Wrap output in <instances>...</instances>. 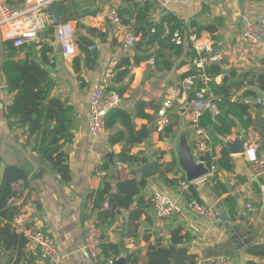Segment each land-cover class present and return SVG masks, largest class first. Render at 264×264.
I'll return each instance as SVG.
<instances>
[{"label":"crops","instance_id":"1","mask_svg":"<svg viewBox=\"0 0 264 264\" xmlns=\"http://www.w3.org/2000/svg\"><path fill=\"white\" fill-rule=\"evenodd\" d=\"M4 1L7 3V0ZM162 1L66 0L61 5L67 8L68 13L57 16L59 24H71L76 40L85 38L91 42L86 48L89 55L80 53L77 45L76 53L71 59L65 60L60 55H56L53 46L55 31L50 33L49 30L40 35L38 43L25 45L17 52L15 59L28 58L40 64L48 72L53 85L51 97L65 101L72 108L73 139L62 148L70 172V182L67 184L61 182L58 176L47 169L41 158L33 152L30 144L27 142L21 144L19 142L21 134L9 127L5 113L6 107L12 102V95L5 88V79L0 71V178L7 166L20 168L30 177L26 189L22 185L25 201L13 225L20 234L30 230L47 233L58 249L62 264H94L83 249L87 229L92 220H95V211H92L91 217L85 215L90 201L88 195L100 188L104 175L110 178L117 174L120 180L141 179L139 169L149 165L151 158H155L156 176L143 178L146 180V185L129 209L121 210L113 223L98 226L102 236L107 239L114 236L115 229L122 220V229L117 232L118 239L115 245L117 244L120 252L119 258H124L125 264L129 254L134 255L136 264H145L148 248L168 247L170 231L176 227H181L183 229L181 234L187 235L188 239L184 247L189 253L196 255L197 261L226 257L230 264L249 262L264 264V257H251L247 253L250 247L264 244V179L252 177L244 159V152L250 145L257 146V151L264 154V141L260 136L261 123L264 122V94L255 86H246V80L243 82V87L235 92L242 96L244 90L253 91L261 98L262 105L250 110L255 126H251L246 131L236 128L229 136L223 138L225 146L227 141L246 138L243 153L230 154L226 146L231 170L219 167L215 175L218 182L225 186L227 193L217 196L210 178L192 184L200 203L217 212H219L217 209H224L225 198L230 196L235 200V217L225 216L222 223H212L190 213L186 209L184 195H178L179 187H171L159 175L163 166L174 160L175 172L168 173L167 178L175 179L179 184L182 178L185 179L176 154L182 128L185 129L187 142L191 148L197 141L203 140L190 128L188 111H183L180 103H175L169 110V123L175 124L173 139L160 140L159 133L152 127L156 111L164 96L171 88L178 86L183 76L191 69L188 54L193 49V45L208 44L210 48L208 55L217 57L213 63L222 70V75L209 80L214 86L222 87L236 78L239 79L242 74H248V78L251 75H264V42L259 45H249L241 39L245 23L264 15V0H189L186 4L171 3L166 7L163 6ZM132 3L150 6L151 21L158 22L166 14H172L179 19L186 28L180 43L183 50L180 54L175 53L174 50H165L171 63L169 70H160L159 66L155 64L150 66L146 62L131 66L132 80L117 107L134 114L138 103L145 105L144 112L151 117L152 122L135 118L133 123L136 129L142 126L151 128L150 136L141 144L133 146L131 153L142 154L147 163L142 167L127 166L113 159L110 169L102 172L99 166L105 159L110 158L111 154L120 153L122 149L121 145L111 147L107 143L109 135L119 131L120 126L117 125L109 131L105 130L99 137L91 136L89 97L92 88L96 85L104 86L105 89L117 86L113 82V77L120 60L129 58L132 62L134 56L140 52L135 48L136 43L133 46L125 44L130 34L128 27L124 26L120 19V23H117L111 18L112 12L116 14ZM53 6L57 12L55 4ZM192 25L195 26L194 29ZM191 34L196 36L193 42ZM136 39V42L142 40L140 36ZM5 43L0 39V62L8 54L4 47ZM42 44L51 47L52 52L46 51ZM232 47L236 48L233 57L229 53ZM43 54L46 61L42 59ZM75 59H78L76 67L73 63ZM233 72L236 77L231 79L229 74ZM224 76H227V79L223 84ZM79 80L82 81L81 85L78 84ZM186 103L188 104L189 100L185 102L184 109L187 108ZM217 147V159H219V146H214ZM98 172L100 176H97ZM157 193L177 199L181 208L180 213L169 219L157 218L152 207H146V202ZM139 200L142 203V211L139 216H132ZM246 204H251L254 211L248 212ZM103 257V262L99 264H105L107 258L105 255ZM10 258V264H45L37 250L27 243L22 248L20 256L17 255L16 250L5 251L1 247L0 264H9ZM110 263L112 262L108 264Z\"/></svg>","mask_w":264,"mask_h":264},{"label":"trees","instance_id":"2","mask_svg":"<svg viewBox=\"0 0 264 264\" xmlns=\"http://www.w3.org/2000/svg\"><path fill=\"white\" fill-rule=\"evenodd\" d=\"M65 1L62 0L60 3L55 4L57 16H64L68 13L67 8L61 5ZM20 2V0L18 2L7 0L11 8H17ZM149 10L150 6L146 4L132 3L126 9L116 13L120 22L128 27L132 36L135 38L140 36L146 44L151 46V49L147 52L136 54L132 62L129 58H124L116 66L113 82L117 86L106 88V91L115 92L120 99L123 98L129 87V82L132 80L131 66L146 62L153 57L154 64L159 66L158 69L169 70L171 63L168 55L165 54V50H174L177 54L182 53L183 50L182 44L177 45L172 41V37L175 32H178L180 36L183 35L186 30L184 24L172 14L162 16L158 22L151 21ZM191 27L195 28L194 25ZM46 30H49L50 33L55 31L52 26H49ZM151 30H154V33H151ZM90 44L91 42L85 38L76 40L79 52L83 54L89 55L86 48ZM42 45L46 51L52 52L51 47L46 44ZM135 46L137 50H140V44L137 43ZM4 47L7 49L8 54L0 62V71L5 79L7 91L12 95V102L6 107L5 113L9 127L21 135H25L27 144L32 146L33 152L41 158L47 169L58 176L61 182L67 184L70 182V172L66 163L67 157L62 148L73 139L72 108L65 101L51 97L50 92L53 85L48 72L40 64L28 58L15 59L20 48H14L9 42H6ZM188 55L191 61L195 56L193 49ZM43 57V61H46L44 54ZM73 63L76 67L78 59H75ZM203 72L209 80L222 75V70L214 63L207 65ZM198 74L195 68H191L182 80L189 76H198ZM229 76L234 79L236 74L233 72ZM248 77V74H242L239 79L236 78V80L228 82L222 87L214 86L208 82L213 96H223L217 103L220 113L218 116L212 117L208 112H205L200 119V126L209 132V140L204 141L205 144H209L211 147L219 146L220 158L217 160V165L229 171L231 170L230 157L223 138L229 136L236 128H241L244 131L248 130L251 126H255V121H252L250 109L247 106L232 103L228 97L240 90L245 80L247 81L246 86H255L264 94V75H251L250 78ZM202 87V81L197 79L195 88ZM242 96L256 97V93L244 90ZM144 107L143 103H138L134 114H130L122 107L109 110L105 117V130H112L117 125L120 126V130L109 135L107 143L111 147L121 145L122 149L120 153L111 154L110 158H106L103 164L99 166L100 171L107 172L113 159L117 163L127 166L142 167L146 165L147 160L142 154L131 153L133 146L141 144L150 136L151 128L142 126L140 129H136L133 123L135 118H143L152 122L151 117L144 112ZM261 124L260 136L264 141V122ZM152 125L153 130H156V124L153 123ZM174 125L169 123L165 126L159 133V139L175 138ZM204 157L206 167L210 169L212 165L210 157L208 154H204ZM175 164L174 160L166 164L159 174L163 181L171 187H179L177 180H169L166 176L168 173L175 172ZM134 173L138 174V172ZM29 179V175L24 170L15 166H7L0 178V248L2 247L5 251L16 250L18 256H20L22 248L27 243L24 236L17 233L13 226L14 219L21 207L8 206V201L12 197V185L17 181H22V185L26 189L29 185ZM210 180L213 182V190L217 196L227 193L225 186L218 182L215 176ZM181 181L186 182L184 178ZM145 185L146 180L143 178L120 180L117 174L110 178L104 175L101 179L100 188L88 195V199L93 200V211H95L97 227L100 224L113 223L121 210L129 209ZM184 197L186 200L194 198L200 202L192 184L189 186L188 192L184 193ZM105 203H107V206H105ZM141 204V200H139L137 209L132 216H139L142 211ZM235 205V200L228 196L223 200L224 209H217L218 214L222 219L225 216L234 218ZM149 206H151V200L146 202V207ZM182 231L181 227H176L170 231V245L168 247L155 246L148 248L145 264H196V255L189 253L184 247L188 237L186 234L182 235ZM247 253L251 257H264V244L250 247ZM104 255L107 258L105 264L117 260L120 255L117 244L104 245ZM10 262L11 258L8 263L10 264ZM127 264H136L134 255L129 254L127 256ZM248 264L254 263L249 262Z\"/></svg>","mask_w":264,"mask_h":264},{"label":"built area","instance_id":"3","mask_svg":"<svg viewBox=\"0 0 264 264\" xmlns=\"http://www.w3.org/2000/svg\"><path fill=\"white\" fill-rule=\"evenodd\" d=\"M20 5L17 8H11L4 0H0V39L5 42H10L14 48H21L28 44L38 43L39 37L45 32L49 26H53V21L49 10L54 4L62 0H20ZM189 0H163L162 4L166 7L171 3L186 4ZM111 18L115 22H119V17L112 12ZM120 23V22H119ZM54 27V26H53ZM56 35L61 42L60 56L65 59H71L76 53V37L74 29L69 23L59 24L54 27ZM154 33V30H151ZM191 41L196 39L195 34H191ZM241 39L249 45H259L264 42V15L254 21L246 22L242 28ZM136 38L129 34L125 40L127 46H133L135 43L140 44V53L147 52L151 47L146 44L144 40L137 41ZM172 41L177 45L181 43V36L175 32ZM195 56L190 61V68H195L198 76H189L183 79L178 86L169 90L164 96L160 107L155 114L156 131L160 133L165 126L168 125V112L175 103L185 105L189 100L186 110L188 111V124L192 131L203 138L202 141H197L193 148V155L197 159L201 154H208L212 165L209 169V174L202 179L213 178L219 166L217 165V152L214 147L209 144L206 145L204 141L209 140L208 132L205 128L200 126V119L205 112H208L212 117L219 115L217 103L223 96H213L211 94L208 82L209 78L203 72L204 68L213 63L217 57L209 56L208 44L193 45ZM233 57L236 54V48L232 47L229 50ZM154 58H150L146 63L150 66L154 65ZM199 79L203 83V87L196 89L195 83ZM81 85L82 81L79 80ZM7 88V87H5ZM190 98V99H189ZM229 101L235 104H242L247 106L250 110L262 105V100L259 97H248L233 94L228 97ZM120 103V97L115 92H107L104 86L96 85L92 88L89 97V132L93 137H99L105 132V117L109 110L117 107ZM180 105V106H182ZM19 142L25 144L27 137L25 135L19 136ZM244 159L248 165V169L252 177L256 179H264V154L257 151V146L250 145L244 152ZM100 176V172L96 173ZM200 181V180H199ZM199 181L193 182L197 183ZM188 182H181L179 184V196H183L188 192L191 184ZM12 197L8 201V206L22 207L25 201V195L22 193V181L15 182L11 187ZM186 209L195 216L208 220L212 223H222L223 219L218 212L200 202L191 198L185 202ZM85 215L92 216L94 208L93 200H90ZM107 206V203H105ZM151 207L159 219H169L180 213V206L177 199L169 198L163 194H154L151 198ZM248 212H253L254 208L251 204H246ZM122 223V220H120ZM115 229V234L111 238L102 236L96 221L93 219L90 223L86 235L84 237L83 249L88 254L89 258L94 264L103 262V246L109 243L115 244L117 242V232L122 229V224ZM14 226V225H13ZM15 228V226H14ZM16 229V228H15ZM26 239L27 245L37 250L40 259L45 264H62V258L52 238L45 232L39 230H30L22 234ZM196 264H230L226 257H216L213 260H198Z\"/></svg>","mask_w":264,"mask_h":264},{"label":"water","instance_id":"4","mask_svg":"<svg viewBox=\"0 0 264 264\" xmlns=\"http://www.w3.org/2000/svg\"><path fill=\"white\" fill-rule=\"evenodd\" d=\"M49 13L51 15L53 26L57 27L59 25V21L57 18V14L55 12L54 6H51ZM54 52L56 55L61 54V42L59 37L54 35ZM227 76L223 77V84L225 83ZM187 107V106H186ZM185 111V109H183ZM246 142V138H237L235 140H230L226 142V146L230 154H239L244 151V144ZM177 160L180 169L185 174V180L188 183H193L199 180L204 179L209 174V169L205 164L204 155H200L197 159L193 155V151L191 146L187 142V137L185 133V129L182 128L180 131V135L177 142L176 147ZM139 173L142 178L148 179L156 176L157 174V160L155 158H151V162L149 165L140 168ZM41 174V172H40ZM110 264H125L124 258H119Z\"/></svg>","mask_w":264,"mask_h":264},{"label":"rangeland","instance_id":"5","mask_svg":"<svg viewBox=\"0 0 264 264\" xmlns=\"http://www.w3.org/2000/svg\"><path fill=\"white\" fill-rule=\"evenodd\" d=\"M182 109H184V105H182V107H181ZM186 110V109H185Z\"/></svg>","mask_w":264,"mask_h":264}]
</instances>
